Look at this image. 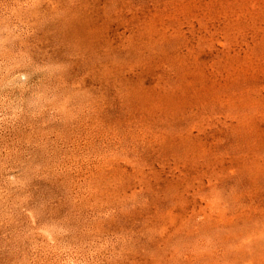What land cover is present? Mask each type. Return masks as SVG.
<instances>
[{
    "label": "rangeland",
    "instance_id": "374dc122",
    "mask_svg": "<svg viewBox=\"0 0 264 264\" xmlns=\"http://www.w3.org/2000/svg\"><path fill=\"white\" fill-rule=\"evenodd\" d=\"M0 264H264V0H0Z\"/></svg>",
    "mask_w": 264,
    "mask_h": 264
}]
</instances>
